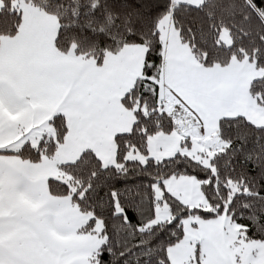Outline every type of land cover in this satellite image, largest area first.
<instances>
[{
  "label": "snow or ice",
  "instance_id": "obj_1",
  "mask_svg": "<svg viewBox=\"0 0 264 264\" xmlns=\"http://www.w3.org/2000/svg\"><path fill=\"white\" fill-rule=\"evenodd\" d=\"M0 264H264V0H0Z\"/></svg>",
  "mask_w": 264,
  "mask_h": 264
}]
</instances>
